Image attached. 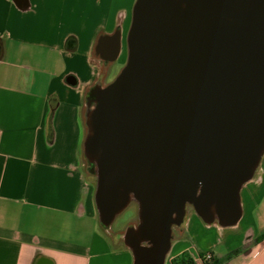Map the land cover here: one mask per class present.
I'll use <instances>...</instances> for the list:
<instances>
[{"label": "water", "instance_id": "1", "mask_svg": "<svg viewBox=\"0 0 264 264\" xmlns=\"http://www.w3.org/2000/svg\"><path fill=\"white\" fill-rule=\"evenodd\" d=\"M121 45L119 26L95 52L113 62ZM126 49L88 92L82 149L100 224L136 202L133 264H165L188 207L207 225L241 219L264 155V0H135Z\"/></svg>", "mask_w": 264, "mask_h": 264}, {"label": "crops", "instance_id": "2", "mask_svg": "<svg viewBox=\"0 0 264 264\" xmlns=\"http://www.w3.org/2000/svg\"><path fill=\"white\" fill-rule=\"evenodd\" d=\"M126 1L0 0V264H133L122 233L98 220L82 149L88 92L124 55ZM119 26L120 53L107 62L95 45ZM241 204L226 228L186 213L165 264H200L207 251L215 264H264V155Z\"/></svg>", "mask_w": 264, "mask_h": 264}, {"label": "rangeland", "instance_id": "3", "mask_svg": "<svg viewBox=\"0 0 264 264\" xmlns=\"http://www.w3.org/2000/svg\"><path fill=\"white\" fill-rule=\"evenodd\" d=\"M135 0H127L124 4H127V8H129V14H128V18L131 21V11H132V6L134 4ZM128 31V29H127ZM126 31V34H127ZM126 57H127V49L125 48L124 51V55L121 57L120 62H117L114 64V66L112 67V71L110 74L109 79H107V83L111 82L116 75L119 73V71L121 70V68L123 67V65L126 62ZM137 210H138V206L137 203L132 201L129 203V205L115 218L113 224L110 227V232L112 234L117 233L118 237H120L121 233H123L126 229V227L130 224H136L137 223ZM194 212L193 208L190 206L187 208V213H192ZM116 234V237H117ZM120 239V238H118ZM117 239V241H118Z\"/></svg>", "mask_w": 264, "mask_h": 264}, {"label": "trees", "instance_id": "4", "mask_svg": "<svg viewBox=\"0 0 264 264\" xmlns=\"http://www.w3.org/2000/svg\"><path fill=\"white\" fill-rule=\"evenodd\" d=\"M209 252H211L213 254L212 251H209ZM238 252H239V249H235V250L231 251L229 253V255L236 254ZM175 264H195V263L191 259H189L188 257L184 256V257H181L179 259H175ZM210 264H215V262H214V256H213V259L210 262Z\"/></svg>", "mask_w": 264, "mask_h": 264}, {"label": "built area", "instance_id": "5", "mask_svg": "<svg viewBox=\"0 0 264 264\" xmlns=\"http://www.w3.org/2000/svg\"><path fill=\"white\" fill-rule=\"evenodd\" d=\"M213 254L209 251H207L204 256L201 258L200 264H210V262L213 259ZM195 263V262H194ZM196 264V263H195Z\"/></svg>", "mask_w": 264, "mask_h": 264}]
</instances>
